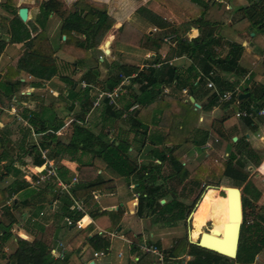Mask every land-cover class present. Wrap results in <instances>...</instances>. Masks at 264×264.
Returning a JSON list of instances; mask_svg holds the SVG:
<instances>
[{"label":"trees","instance_id":"16d2710c","mask_svg":"<svg viewBox=\"0 0 264 264\" xmlns=\"http://www.w3.org/2000/svg\"><path fill=\"white\" fill-rule=\"evenodd\" d=\"M8 1L7 5L11 6V0ZM157 1L184 21L199 16L198 21L207 25L206 22L201 21L204 9L198 12L199 7L194 6L192 2L189 3L186 0ZM13 9L14 17L10 21V30H8L9 43L23 44L24 51L16 60L15 67H8L5 73H0V104L11 103L13 97L25 87V83L18 77L20 73L38 81H50L56 77L63 79L70 87L67 90V95H62L59 102L67 100L69 111L72 110L75 103L78 107L76 115L74 114L71 131L67 134V141L61 145L55 143L54 132L59 129L60 125L50 130L48 128L35 129L34 116L32 114L26 116L29 117L28 122L35 134L50 133L47 135L46 141L42 143V148L51 147L56 157H67L70 161L81 166L77 185L72 190L75 192L77 191L75 189L81 190L88 187L86 179L89 171L96 175L97 171L103 172L109 169L119 178H132L134 184L137 185L135 189L139 194L136 212L138 217H157L160 222L162 221L169 227L186 221L188 212L194 208L193 206L201 193L190 207L180 201L174 190L167 188L166 182H174L178 186H183L182 190L184 189L185 182L191 174L183 166L181 159L191 151V147H198L209 139L210 132L201 128L199 121L201 116L198 112L211 111L216 105L217 96L212 93L207 98L209 99L207 105H201L200 109H196L186 97L179 96L176 91L186 90L189 96L195 98L193 93L195 85L200 83L201 87L205 88V83L199 82L200 73L210 76L213 70L244 77L246 72L238 64L242 47L233 44L225 57H219L214 54V47L217 44L211 37L198 36L188 42L180 40L178 42L180 52L190 58L200 59L206 69L204 66L198 67L197 63L193 62L183 70L165 62H159L155 58L153 61L158 65L157 68L154 67L156 65H148L143 69L128 65H106L105 79L99 81L101 76L99 69L104 62H100L98 57H93L91 51L100 46L114 23L113 19L106 15L105 7H100L89 0H78L72 9L68 10L64 8L60 0H46L41 4L40 16L36 20H28L26 23L21 22L17 17L18 10ZM241 10L249 12L247 18L252 28L264 29V6L262 3H253ZM136 13L151 26L161 29L162 33L158 36L160 42L165 35L169 34L171 24L166 20L153 14L145 7L139 8ZM50 15H55L61 22L60 37L56 46L51 44L45 30V24ZM5 45V42L0 41V53ZM59 52L74 59L73 63L66 64L69 66L66 71L70 69V71L79 72L85 69L81 77L83 82L88 85L85 89L74 88L76 82H70L71 78L65 72L60 74V62L57 60ZM88 61H93L94 65L89 66ZM259 64L264 72V58ZM123 78L128 81L124 86L127 100L123 108L117 110L107 106V103H102L101 107L92 110L91 101L97 94L92 96L94 88L97 87L98 91L102 92L112 91L123 81ZM212 79L217 83L219 89L225 87V84H236V82H223L219 75H214ZM248 87L243 92H249ZM163 88L170 89V92L164 94ZM205 94L208 95V92ZM250 94L249 99L259 101L261 106L264 105V85L261 88H255ZM238 96L237 92L232 98L236 101ZM134 105L138 106L137 109L123 118V114ZM97 113L98 116H96ZM88 114H91L89 119H85ZM225 119L227 118L222 117L218 122H223ZM218 122L213 130L217 136L216 142H219L216 146L220 147L224 142L231 145L233 150L229 152L225 160H220L213 154L206 156L207 163L202 162L198 165L196 176L192 177V186L198 187L202 184L200 181L206 180L208 184H204V186L220 187L227 169H234L246 175L245 182L238 181L229 186L240 187L242 193L243 219L237 257L228 259L191 245L188 243L187 237L184 236L176 239L165 252L166 262L179 260L178 264H180L181 258L189 256L191 260L186 264H264V205L257 204L264 185L256 184L254 179L244 172L248 167L257 168L261 164L264 159V149L251 148L245 137L237 138L233 142L232 137L226 135ZM120 123L127 126V129H123ZM114 127H117L118 131L113 132ZM162 130H166V132L162 133ZM188 139H191L188 147L177 154L172 153L174 147L183 145ZM147 145L152 147L147 155L157 162L138 161V157L140 158ZM85 157L88 158L87 161L83 160ZM167 166L170 170L168 176L163 171ZM260 171L264 172V163L260 166ZM57 175L61 182H69V173L64 168L58 167ZM217 190L214 188L205 190L204 194L210 196H204L193 212L192 221L197 224V227L195 228L196 232L194 229L191 232L192 240H199L202 228L209 220L208 217L217 223L227 221V198L223 197V194L219 195ZM203 191L201 189V192ZM211 196L214 199L222 197L223 205L212 206L214 200ZM161 200L165 201L164 204L160 203ZM62 211L73 222L79 221L86 215L76 212L74 202L65 195L62 196ZM109 213L95 208L89 212V216L98 227L107 230L108 226L100 223L99 219L105 220ZM82 221L84 219L80 222ZM1 226V240L4 241L3 234L10 229V226ZM91 227L78 232L79 234L70 243L72 249L75 250L78 245L82 244L89 245L96 252L108 251V240L101 238L98 234H92L89 237ZM256 255L261 257L260 263L254 262ZM5 260V264H54L50 255V247L38 239L27 241L16 238V248Z\"/></svg>","mask_w":264,"mask_h":264},{"label":"crops","instance_id":"0c3cea01","mask_svg":"<svg viewBox=\"0 0 264 264\" xmlns=\"http://www.w3.org/2000/svg\"><path fill=\"white\" fill-rule=\"evenodd\" d=\"M45 1L11 0L10 6L7 5L8 0H0V41L6 43L3 51L0 53L1 74L5 73L8 67H15L16 60H18L24 51L23 44L9 43L10 37L8 30H10V21L14 17L13 8H16V10L26 8L28 12L26 22L28 20L34 21L40 16L41 4ZM60 1L63 3L64 8L70 10L78 0ZM89 1L100 5V7H105L106 15L112 18L114 22L100 46L91 51L93 57H100V54L101 56H109L107 57L110 59L108 65H128L143 69L148 65H157L153 61V59L157 58L159 62L162 61L170 66L179 67L184 70L193 64V62L197 63L198 67L204 65L200 59L190 58L185 53L180 52L181 49L178 44L180 40L188 42L198 36L211 37L217 44L214 47V54L219 57H225L231 50L233 44L240 45L242 52L238 64L246 72L244 77L213 70L210 76L205 73H200L199 82L206 83V80H210L214 84V89H208L206 86L205 88L204 86L201 87L200 83L196 84L193 89L195 98L189 96L186 90H182V92L176 91V94L181 97H186L187 99L192 97L194 103L198 104V109H200L201 105H207L209 101L207 98L212 93L215 94L217 92L218 94H222L223 92L234 91L237 86L241 87V84L246 83L250 91L239 92V95L249 94L248 97H250V92L264 85V72H262L261 65L259 64L264 58V29H257L254 32L247 18L249 12L244 10L240 11V9L247 8L253 3L260 2L264 6V0H186L189 3L192 2L194 6H198V12L204 9V15L201 21L206 22L207 25L198 21L200 19L199 16L184 21L178 15L172 14L171 11L160 5L157 0ZM141 7L147 8L153 14L169 22L171 29H169L170 31H168L169 34L167 35H176V39L169 43L163 42V38L167 36L165 35L160 42L158 36L162 33L161 29L151 26L136 13ZM60 24L61 22L58 17L55 15L48 16L45 30H48L47 35L53 46L57 45L56 35L60 31ZM105 42H109L107 48L105 47ZM106 49L109 50L108 54L105 53ZM138 50L144 52L143 56L137 53L139 52ZM97 54L98 56H95ZM57 56L58 60L62 61V63H73L74 61L72 59L73 57L62 52L57 53ZM99 61L103 62V59ZM104 72L106 73V70ZM214 75H219L223 82H236V84H225V87L219 89L217 83L212 79ZM18 77L25 83V87L13 97L11 103L4 102V104H0V229L2 227L1 225L4 227L10 226L9 230L15 236L14 244L11 245L10 241L7 243L3 239L1 240L2 235L0 232V264H5V258L15 250L16 236L22 237L27 241L38 239L45 242L50 247V255L54 264L59 261L64 262L67 256L76 258L79 262L78 264H112L107 260H100L99 263L96 260L107 256L110 252L111 242L114 240H119L127 246L126 258L120 260L117 264H178L179 260L166 262L164 258L165 252L174 244L176 239L171 237L169 246H161L163 240H167L172 236L173 233L171 232H173V228H165L166 231L159 229L155 227L156 224L153 222L154 217L140 218L136 215L138 197L134 198V195L138 193L135 189L137 185L134 184L132 178H119L109 169L103 172L97 171L96 175L89 171L86 179L88 187L81 190L75 189L77 191L74 192L72 189L77 185V177L81 166L76 162L70 161L67 157H56L52 148L47 147L46 150L53 165L56 168H64L69 173V182H67L70 184L69 190L60 193L57 187L54 188L51 185L39 187L38 189L32 186V182L36 179L43 164L39 150L42 148V143L46 141L47 135L50 133L40 132L39 134L32 135L31 130L27 127L31 125L28 122L29 117L27 118L26 115L32 114L34 116L35 129L48 128L50 130L60 125L59 129L54 132V135L55 143L61 145L68 139V135L65 133L68 128H64L65 121L63 122V118L66 115L68 117L69 115H76L78 107L77 103H75L74 107L71 108L72 110L69 111V104L63 108L62 103H60L61 101L59 102L62 95L66 96L67 92L61 93L58 86H55V82L59 81L61 85L66 86L68 83H65L63 79L60 80L56 77L50 81H38L24 73H20ZM101 77H99V81L104 80V76L103 78ZM82 81L81 79L80 82ZM127 82V80L123 82V89ZM79 83L76 82L74 88L78 89ZM47 89L51 91L49 93L52 94L53 101H48L47 98L49 97L45 94ZM164 89L167 92H164ZM97 92H99L98 88L95 87L92 96ZM169 92L170 89L163 88L164 94H168ZM206 92H208V95L205 94ZM248 97L240 100L237 99L236 101L232 98L229 102H216L215 107L211 111L203 113L200 117L202 123L201 128L210 132L209 139L205 143L210 142L212 147L211 149L204 150L202 147L205 143L198 147H191L190 150L192 151L188 152L182 158L183 166H185L186 162L189 166L191 164L193 165L197 161V157L209 156L208 153L210 152L217 154L220 159L222 156L227 158L229 152H232L233 147L231 145L223 142L218 147L216 145L219 142H214L217 138L213 131L214 126L222 117L227 119L223 122H218V124L225 131L226 135L232 137V140L234 138L237 140V138L245 137L251 148L255 150L264 149V114L255 115L253 118L239 115L242 112L254 111L256 113L264 109V105L261 106L259 101H254ZM126 100V94L124 93L118 99V108L116 109L123 108ZM11 106H14L21 113L22 119H16L10 110ZM129 109L123 115L126 116L130 113L128 112ZM224 109L227 110L223 111ZM91 112L93 113V111ZM90 115L88 114L85 119H89ZM68 117L66 118L68 119ZM93 130L96 131V129ZM114 131H118L117 128H113ZM165 132L166 130H162V133ZM190 141L191 139H188L183 145L174 147L172 153L177 154L181 152L189 146ZM168 147L171 146L168 145ZM151 148L150 145L144 148L140 158L138 157L139 162H157L150 155H147ZM87 159V157L83 158L84 161H87ZM263 163L264 159L257 168L252 170L264 178V172L260 171V166ZM248 168L250 169L251 167ZM229 170L232 169H227L224 175ZM163 171L168 176L170 171L168 166ZM166 184L168 186V181ZM122 186H124L127 193H122ZM64 195L68 196L74 203L76 202L81 205L82 210L79 212L86 214L79 220L80 222L84 219V221L80 222V228L77 227V221L73 222L71 219L73 224L68 225L65 220L67 217L62 211V196ZM127 196H131L132 199H128ZM204 196L210 195L203 194L202 198ZM212 199L214 200L213 206H218L219 199L222 201V198L214 199L212 197ZM221 204L223 205V202ZM257 204L259 206L264 205V189ZM110 207L117 209L107 211L110 213L105 217L106 224L104 219H99L100 223L102 222L103 225L108 226L107 230H102L90 218L89 212L95 208H99L100 211H106V208ZM129 208L133 215H135L136 222L129 224L130 234L123 235L121 231L123 230L122 224L124 218L128 216L127 210ZM146 220L151 221V232L154 231V227L158 231L157 242H154L155 239H152V234L148 237L145 235L146 231H143L145 228L142 223ZM89 226H92L89 237L92 234H98L101 238L108 240L109 249L108 251L103 250V256L94 257V253L101 251L96 252L89 245L80 244L75 250L70 246V243L79 234L78 232L84 231ZM138 228H142L141 233L135 232ZM150 245L158 249L161 260H159L158 255L144 252L143 248ZM57 249H60V252H57ZM118 257L123 258V254L119 252ZM189 260H191V257L185 256L180 259V264H186Z\"/></svg>","mask_w":264,"mask_h":264},{"label":"rangeland","instance_id":"374dc122","mask_svg":"<svg viewBox=\"0 0 264 264\" xmlns=\"http://www.w3.org/2000/svg\"><path fill=\"white\" fill-rule=\"evenodd\" d=\"M252 30H254V32H255V30H257V28H255V27H253V29ZM48 32V30H46V33ZM59 37H60V33H57V35H56V40L58 41V39H59ZM57 44H58V42H56ZM139 52H137V53H139L140 55H142L143 56V54H144V52L143 51H140V50H138ZM95 56H98V54L97 55H95ZM99 56H101V54L99 55ZM102 57V59H103V62L104 63H102V65L100 66V69H99V72H100V74H101V78H103V76L105 75V72H104V70H106L107 68H106V65H108L109 63H108V61L110 60V59H108L107 57H109V56H107V55H104V56H101ZM96 58V57H95ZM98 59H99V57H98ZM58 60V59H57ZM100 60V59H99ZM59 66H60V68H61V70H60V74H63L64 72L66 73V74H68L69 76H70V78H71V81L70 82H80V80H81V77H82V75H83V73H84V71H85V69H82V70H80L79 72H77V71H75V72H73V71H70V69L69 70H67L66 71V69H67V67H69V66H66V64H70V63H66V62H63L62 63V61H60L59 60ZM110 62V61H109ZM112 62V61H111ZM65 64V65H64ZM88 65L89 66H93L94 65V62L92 61V62H89L88 61ZM103 79H105V76H104V78ZM61 80V79H60ZM59 81H57V82H55V86L57 85L58 86V88L60 89V92L61 93H63V92H67V90L69 89V87H70V85L69 84H66V86H63V85H61V83L59 82ZM79 85V88L80 89H82L81 88V82L78 84ZM78 88V89H79ZM247 88V84L246 83H243V84H241V87L240 88H238V90H237V92L239 93H241V92H243L245 89ZM51 93V91H48V89H47V91H46V96H48L49 98H47L48 99V101L49 100H51V101H53V97H52V94H50ZM51 98V99H50ZM67 101H61V103H62V107L63 108H65L66 107V105H68L69 103H66ZM199 113V115L200 116H202L203 115V113L204 112H202V111H199L198 112ZM97 115H98V113H97ZM96 115V116H97ZM66 117H68L67 115L65 116V118ZM74 115H72V116H70L69 115V117H68V119L66 118H63V122L64 123H67V122H69V120H73L74 118ZM199 121H200V119H199ZM120 125L122 126V128L123 129H127V126H125V125H123L122 123H120ZM202 125V123H201V121H200V126ZM28 127V126H27ZM115 129L117 128V127H114ZM29 129V128H28ZM71 131V128H69V129H67V131L65 132L66 134H68L69 132ZM64 132V131H63ZM116 133V132H115ZM192 151V150H191ZM206 153H208V152H206ZM210 154H213L214 156H216L218 159H220L219 157H218V155L217 154H215V153H213V152H210V153H208V155H210ZM192 157H194L193 155H191ZM226 157L225 156H222V158L220 159V160H224ZM206 158L205 157H203V156H199V157H197V161L192 165H188L187 164V162L185 163V167L186 168H188L189 169V171H190V174H191V176H190V178L185 182V186H184V189L182 190V187L183 186H178V185H176L174 182H170V181H168V187L170 188V189H172V190H174L176 193H177V196L179 197V199H180V201H183L184 203H185V205H187V206H190L191 207V205H193V202L196 200V198L199 196V194L200 193H202L201 192V189H203V190H205V188L207 187V186H204V184H208V182L205 180V181H200L202 184H200V186L198 185V187H193L192 186V177L193 176H196V171H197V168H198V165L199 164H201L202 162L204 163V164H206L207 163V161L205 160ZM181 162H183V160L181 159ZM252 169H255V168H246L245 169V173L247 172L248 174H249V177H251L252 179H254V181H255V183L256 184H260V185H264V178H263V176H261V175H259V173H257V175H256V173H254V171L252 170ZM256 172V171H255ZM202 175V174H201ZM246 175L243 173H240V172H238L237 170H229L228 172H227V174L224 176V181H223V184H222V186H225V187H229L230 186V184L231 183H234L235 184V182H238V181H241V182H245L246 181ZM51 186H52V184H50ZM210 186V185H209ZM222 186H220V187H222ZM54 188H56V187H54ZM122 188V193L124 192V193H127L126 192V189L124 188V186H122L121 187ZM239 189L241 190V188L239 187ZM263 189H264V187H263ZM134 190V189H133ZM218 191V193H219V195L220 194H222L221 192H220V190L218 189L217 190ZM205 193V192H204ZM201 195V194H200ZM221 197V196H220ZM127 198L128 199H132V197L131 196H127ZM222 198V197H221ZM222 203V201H221V199H219V203H218V206H220V205H222L221 204ZM213 206V205H212ZM194 207V206H193ZM196 209V208H195ZM193 210V209H192ZM191 210V211H192ZM194 212V211H193ZM127 214H128V216H126L125 218H124V222H123V224H122V229L123 230H121L122 231V234L123 235H129L130 234V227H129V224H131V222H136V217H135V215H133V213H132V211H131V209L129 208L128 210H127ZM210 220V218H209V221L207 222V224L205 225V227L204 228H202V231H207V230H209L210 228H211V225H212V228H213V225L215 224V223H217V222H213V221H211ZM154 224H156V226L155 227H158L159 229H162V230H165V228H173V232H171V233H173L172 234V236H170L169 237V239H167V240H163V242H162V244H161V246L162 247H167V246H169L170 245V243H171V237L172 238H175V239H178V238H181V237H184V236H186V234H187V231H188V228H189V226H188V224H187V222L186 221H181V222H178V223H176L175 224V226L174 227H169V226H166L165 225V223H163L162 221L160 222L158 219H157V217H154ZM194 221H192V223H193ZM142 225H143V227L145 228L143 231H146L145 232V235L148 237V236H150L151 234L153 235V238L152 239H155V241L154 242H157V239H158V236H157V234H158V231L157 230H155L156 228L154 227V231L153 232H151L150 231V225H151V221L150 220H146L145 222H143L142 223ZM196 227H197V224H196ZM211 228V229H212ZM147 229V230H146ZM166 231V230H165ZM195 232H196V230H194ZM135 232H138V233H141L142 232V228H138L137 230H135ZM191 232H192V226H191ZM4 236V242H9L10 241V244L12 245V244H14V240H15V236H14V234H12L11 232H10V230H8L6 233H4L3 234ZM16 238H20V239H22V240H24L22 237H18V236H16ZM174 239V240H175ZM198 241V240H197ZM57 252H60V249H57ZM119 252H121L122 254H123V258L121 257V258H119L118 257V253ZM126 256H127V246L125 245V244H123L121 241H119V240H114L113 242H111V248H110V252L107 254V256L106 257H101L100 259H95L96 260V262L97 263H99L100 262V260H107L108 262H111L112 264H117V263H119V261L120 260H122V259H125L126 258ZM255 262H258V263H260L261 262V257L259 256L258 257V259L257 260H255ZM79 262H78V260H76V258H71V257H69V256H67V258L65 259V261L63 262V261H59V262H57L56 264H78Z\"/></svg>","mask_w":264,"mask_h":264},{"label":"built area","instance_id":"2783aa9c","mask_svg":"<svg viewBox=\"0 0 264 264\" xmlns=\"http://www.w3.org/2000/svg\"><path fill=\"white\" fill-rule=\"evenodd\" d=\"M155 31V30H154ZM176 39V35H167L163 38V42L169 43L172 40ZM104 56V55H102ZM102 58L101 56L99 57V59ZM154 67H158V65L154 66ZM126 78H123V81H121V83L115 87L112 91H99L97 92V94L95 95V97L93 98V100L91 101V109L95 110L98 109L99 107H101L102 103H107V106L109 107H113V108H118L117 106V101L126 91L125 89H123L122 85L123 82L126 81ZM245 81V80H244ZM88 85L85 82H81V88L85 89ZM206 88L208 89H214V84L210 81V80H206L205 83ZM238 88H240V86H237V88L234 91H227V92H223L222 94H218L217 92H215L216 96H217V102L222 103V102H229L232 100V97L234 96L235 93H237ZM164 92H167L166 89H164ZM137 105L132 106L128 112H132L133 110L137 109ZM12 114L16 117L17 120L22 119L21 113H19L14 106H11ZM263 115L264 114V109L261 110L260 112H254V111H250V112H242L239 115L242 117H248V118H253L255 115ZM123 117H125V115H123ZM73 120H69V122L65 123L64 128H71V125L73 123ZM28 128L31 130L32 135H35V132L32 130V128L30 126H28ZM217 140L215 139L214 142H216ZM212 144L210 142H207L203 145V149L204 150H208L211 149ZM40 152V158L42 159V166L41 169L36 177V179L32 182V186L36 189H38L39 187H43V186H47L52 184V186H55L59 189L60 193L62 192H67V190H69V183L66 182H61V180L58 178L57 175V168L55 167V165H53V163L50 161L49 156H48V151L46 149L41 148L39 150ZM76 182V181H75ZM139 196V194L134 195V198H137ZM74 208L76 211H81V205L77 204L76 202L74 203ZM68 225L73 224V222H71V220H69L68 218L65 219ZM77 227L80 228L81 224L79 221L76 222ZM144 252L146 253H151L154 255H158L159 256V260H161V255L160 252L158 251V249L153 246L150 245L148 247H144L143 248ZM104 255V251L98 252V253H94V257L97 256H103ZM259 257V255H256L254 258V262L255 260H257Z\"/></svg>","mask_w":264,"mask_h":264},{"label":"water","instance_id":"95a60500","mask_svg":"<svg viewBox=\"0 0 264 264\" xmlns=\"http://www.w3.org/2000/svg\"><path fill=\"white\" fill-rule=\"evenodd\" d=\"M28 12L26 8H20L18 10V16L19 19L22 22H26ZM109 45V42H105V47L107 48ZM105 53L108 54L109 50L106 49ZM102 60V59H100ZM249 94H240L237 98L240 100L242 98L248 97ZM190 101L191 104L194 105L196 109L199 108L198 104L194 103V100L192 97H189L187 99ZM236 140V138L233 139V142ZM214 188L219 189L220 192L223 194V197L227 198L228 203V219L227 222L223 224L222 227V234H219L218 231L211 228L207 231H202L200 234V238L198 242L196 240H192L190 237L191 232V215L197 205L199 204L204 192L208 188ZM205 190L201 193L199 198L197 199L195 206L192 211L188 212L186 222L189 226L186 237L187 241L191 245H195L197 247H200L204 250L216 253L220 256L226 257L228 259H235L237 257V251L239 246V240H240V230L242 225V219H243V212H242V193L239 188L235 187H216V186H207ZM161 204H164V200H161ZM117 208H106V211H112Z\"/></svg>","mask_w":264,"mask_h":264},{"label":"bare ground","instance_id":"6f19581e","mask_svg":"<svg viewBox=\"0 0 264 264\" xmlns=\"http://www.w3.org/2000/svg\"><path fill=\"white\" fill-rule=\"evenodd\" d=\"M200 203V202H199ZM199 205V204H198ZM198 205H197V207H198ZM196 207V208H197ZM192 215H193V213H192ZM192 215H191V226H192V230L194 229V230H196L195 228H196V223L195 222H193L192 223ZM211 222V221H210ZM225 222H223V223H215L214 225H213V228H212V230L213 229H215L216 231H218L219 232V234H222V227H223V224H224ZM190 237H191V232H190ZM198 242V241H197Z\"/></svg>","mask_w":264,"mask_h":264}]
</instances>
